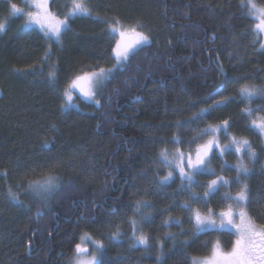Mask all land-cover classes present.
Segmentation results:
<instances>
[{
    "label": "trees",
    "instance_id": "1",
    "mask_svg": "<svg viewBox=\"0 0 264 264\" xmlns=\"http://www.w3.org/2000/svg\"><path fill=\"white\" fill-rule=\"evenodd\" d=\"M255 2L264 6V0ZM241 3L87 0L91 15L70 18L55 44L41 30L27 28L23 16L9 17L8 3L0 0V22L6 23L0 33V264H67L84 232L104 244L103 264H191L193 258L207 257L216 242L223 250L231 248L235 235L229 232L194 231L189 214L179 208L189 193L178 192L176 175L172 183L158 185L170 171L159 162L161 151L166 149L170 159L177 148L189 151L197 130L209 125L228 120L229 138H246L262 149L259 133L249 130L250 119L242 117L245 105L237 92L236 81L245 78L264 84V49ZM69 5L49 0L58 17L68 13ZM115 21L124 28L141 24L150 43L137 50L125 70L114 71L98 95L99 107L75 96L76 105L63 108L62 93L75 76L113 67L116 36L110 25ZM49 50L51 58L45 60ZM51 65L58 70L56 83L49 80ZM202 109L207 114L196 120ZM225 157L232 169L225 177L234 180L237 158ZM246 161L247 211L264 226V166ZM221 162H211L218 175L224 174ZM49 175L59 187L45 200L28 184ZM210 178L196 180L206 187ZM232 186L224 190L237 187ZM192 191L203 196L204 188ZM222 192L206 207L222 209ZM137 201L152 206L144 210L152 222L140 225L149 237L148 250L131 247L128 219ZM169 218L181 223L164 226ZM117 226L119 239L112 240Z\"/></svg>",
    "mask_w": 264,
    "mask_h": 264
},
{
    "label": "snow or ice",
    "instance_id": "2",
    "mask_svg": "<svg viewBox=\"0 0 264 264\" xmlns=\"http://www.w3.org/2000/svg\"><path fill=\"white\" fill-rule=\"evenodd\" d=\"M9 7V17L26 16V27L33 25L39 26L46 40L49 43L60 44L62 36L67 32L69 25L68 20L76 16H90L91 11L87 7V0H71V10L64 16L63 19L58 18L49 10L48 0H31L28 5V0L25 4L28 5L27 12L22 7H18L13 0H6ZM241 7L247 8L249 15L256 17L259 23L256 24V34L264 33V6H258L255 0H242ZM33 9H35L33 11ZM111 35L118 34L119 39L116 41L115 47L112 49L115 58V64L110 69L101 68L99 71L91 69L84 70L81 75L75 76L65 88V99L67 103L62 105L63 108H68L73 105V93L79 92L80 97L89 102L100 106V100L97 99L98 92L104 87L113 77L114 71L125 70L123 66L127 65L130 60L137 54V50L149 43V37L140 30L143 26L139 23L130 27L124 28L120 26L119 21H115L110 25ZM6 31V23L0 22V33ZM264 49V44L261 45ZM51 58V51L45 53L44 59ZM57 67L51 65L49 67V80L51 83L57 81ZM236 81L239 84L238 96L241 103L245 106L241 108L242 117H247L251 121V129L259 133L260 137H264V115H256L264 113V84L257 86L254 82ZM221 103V102H218ZM253 103L257 104L256 108L251 107ZM207 114V110L202 109L200 114L195 116L196 120H201ZM193 121H189L191 123ZM54 127V126H53ZM177 127H182L179 123ZM231 125L228 120H224L222 124L215 126L209 125L207 128L198 129L197 136L193 137L189 144H197L196 148L189 149L187 156L177 148V156L173 159L169 158L167 150H162L160 153V161L165 167L170 168L167 176L159 181L158 186L168 185L173 182V173L178 169L180 178V188L178 192L189 193L183 204L179 205L182 212L189 214V223L193 225L196 233L202 232H229L236 236L230 251H224L219 242H216L211 250L210 255L203 258H193L192 264H264V226L257 227L256 223L249 216L247 207L251 203L250 190L245 182L250 171L244 160L247 159L250 163H255L258 159L254 150V146L246 138L237 139L231 136L230 143L221 144L219 136L223 135L225 139L230 136ZM209 137L203 143H197L199 140ZM173 143L179 144L180 141L173 138ZM43 147L48 148L47 141ZM234 154L237 157L238 163L235 166L236 177L234 180L225 179V175L232 169L224 161L221 165V172L224 174L218 175L209 167L213 159L222 160L224 156ZM178 158L179 163L173 168L172 165ZM186 161V162H185ZM6 177L7 173H3ZM214 176L207 186L197 182V176ZM232 184H236L239 191L235 197L230 193L224 194V200L230 201L229 207L226 210L220 211L218 214L212 209L207 208V213L203 214L199 208L194 209L192 204H200L206 207L211 199H214L224 188H231ZM29 189L40 196L42 199H47L56 190H58V181L54 176H46L41 180H29ZM193 188H205L203 196L192 191ZM12 199L17 197L11 193ZM235 206V207H234ZM151 205L147 202L137 201L133 208V214L128 219L132 231L131 247H143L144 250L149 249V237L143 232L140 225L142 223H151L152 216L145 214V209L150 210ZM235 209H239L236 211ZM139 217L137 219L136 217ZM181 222L174 219H166L163 221L164 226H179ZM234 229V232L231 230ZM120 236L119 226L110 236L112 240H118ZM81 242L75 245L73 255L74 264H103L101 257L104 255V244L101 241H92L91 236L87 233L81 236ZM169 239H175L170 236ZM90 242L94 245L91 252L84 244ZM162 251V249H161ZM160 261V257H157Z\"/></svg>",
    "mask_w": 264,
    "mask_h": 264
},
{
    "label": "rangeland",
    "instance_id": "3",
    "mask_svg": "<svg viewBox=\"0 0 264 264\" xmlns=\"http://www.w3.org/2000/svg\"><path fill=\"white\" fill-rule=\"evenodd\" d=\"M25 1V0H24ZM69 1V3H70V5H69V11L71 10V0H68ZM48 2H49V0H48ZM245 2H246V0H245ZM30 3H31V0H28V5H30ZM28 5H25V6H23L22 8L24 9V11L25 12H27V10H28ZM35 9H33V11H34ZM50 10V9H49ZM68 11V12H69ZM248 11V10H247ZM248 15H249V12H248ZM250 17H252L253 19H254V21H255V23H254V29H255V31H256V24L257 23H259V20L256 18V17H254V16H251V15H249ZM58 18H60V19H63L64 17H58ZM23 19H24V23H25V25H26V16H23ZM27 28H35V29H38V30H40V28H39V26H37V25H33V26H31V27H27ZM110 32H111V27H110ZM115 36H116V40H115V43H114V46H113V48L115 47V45H116V41L120 38L119 37V35L118 34H115ZM259 36H260V47H261V45L262 44H264V33H260L259 34ZM149 43H150V40H149ZM112 57H113V59H114V64H115V58H114V56H113V53H112ZM99 71V70H98ZM101 91V90H100ZM100 91L98 92V95H99V93H100ZM64 92H65V89H64V91H63V93H62V96H63V101H64V104L65 103H67V101H66V99H65V95H64ZM98 95H97V99H98ZM75 96H78L81 100H83V101H85V102H88V103H92V104H95V103H93V102H89V101H87V100H85L84 98H82V97H80V93L77 91V92H74L73 93V105L75 106L76 105V103H75V101H74V97ZM73 107V106H72ZM68 108H70V107H68ZM68 108H66V109H68ZM209 139V137H206L205 139H203L201 142H199V144H203V143H205L207 140ZM260 139H261V148L262 149H255L254 148V150H255V152H256V154H257V157H258V159H257V161L259 162V164L261 165V166H264V137H260ZM219 140H220V143L221 144H228V143H230V140H231V138H229V139H225L224 138V136L223 135H220L219 136ZM252 144V143H251ZM255 144V143H254ZM196 146H197V144L195 145V147H192L191 149H195L196 148ZM182 150V149H181ZM182 152H184L185 153V156H187V153L189 152L188 150H182ZM233 154H234V148H233ZM235 155V154H234ZM177 156V154L174 156V157H176ZM173 157V158H174ZM236 157V156H235ZM172 158V159H173ZM237 158V157H236ZM223 162L224 161H226V162H228V160L226 159V157L224 156L223 157ZM237 160V159H236ZM186 162V161H185ZM223 162H221L222 164H223ZM237 162H238V160H237ZM237 162H235L234 163V165L236 166V164H237ZM250 166L253 164V163H251L250 164V162L247 160L246 161ZM177 163H179V160H178V158L175 160V163H173V165H172V167L173 168H175L176 167V164ZM209 167L211 168V169H213L214 171H215V167L212 165V164H210L209 165ZM171 170V169H170ZM174 175H176L178 178H179V170L177 169L174 173H173V176ZM220 175V174H219ZM211 177V176H210ZM214 176H212V178H213ZM211 179V178H210ZM210 179L208 180V182L210 181ZM213 179H215V177L213 178ZM225 179H226V177H225ZM179 180H180V178H179ZM207 181V180H206ZM232 188H233V186H231ZM227 188V187H226ZM194 190H195V188H194ZM204 190H205V188H204ZM236 190V191H235ZM237 191H239V188H238V186L237 187H235L234 188V190L233 191H231V190H224L223 189V192L221 193V195H222V199L224 200V194L227 192V193H230V195L231 196H233V197H235V195H236V193H237ZM198 193V192H197ZM185 201H183V202H181V204H183ZM231 202L230 201H225L224 202V207L222 208V209H214V208H212V207H205L204 208V206H202V205H200V204H193V205H195L197 208H199L200 210H201V212L203 213V214H206L207 213V208H212L217 214L220 212V211H222V210H226L228 207H229V204H230ZM235 207V206H234ZM194 209H196V208H194ZM236 211H239V209H235ZM257 227H260V226H257ZM235 230L234 229H232L231 230V232H234ZM83 234H85V232L84 233H82L81 235H80V237H79V241H78V243H80L81 242V236L83 235ZM89 235V234H88ZM90 236V235H89ZM92 238V237H91ZM235 239H236V236H235ZM92 241H95L93 238H92ZM235 241V240H234ZM84 246L85 247H88L89 248V252H91V250H92V247H94V245L93 244H91L90 242H86L85 244H84ZM232 247V246H231ZM231 250V248L229 249V250H224V251H230ZM74 251H75V247H74V249H73V251H72V253H70V255L68 256V258H67V264H74V261H73V255H74ZM210 255V254H209ZM208 255V256H209ZM203 258V257H202ZM193 261V260H192ZM192 261H191V264H192Z\"/></svg>",
    "mask_w": 264,
    "mask_h": 264
},
{
    "label": "flooded vegetation",
    "instance_id": "4",
    "mask_svg": "<svg viewBox=\"0 0 264 264\" xmlns=\"http://www.w3.org/2000/svg\"><path fill=\"white\" fill-rule=\"evenodd\" d=\"M69 255H70V254H69ZM69 255H68V256H69Z\"/></svg>",
    "mask_w": 264,
    "mask_h": 264
},
{
    "label": "water",
    "instance_id": "5",
    "mask_svg": "<svg viewBox=\"0 0 264 264\" xmlns=\"http://www.w3.org/2000/svg\"><path fill=\"white\" fill-rule=\"evenodd\" d=\"M28 252V251H27Z\"/></svg>",
    "mask_w": 264,
    "mask_h": 264
}]
</instances>
